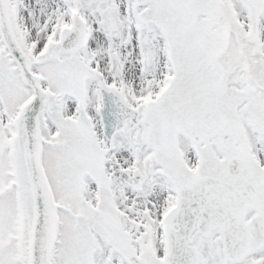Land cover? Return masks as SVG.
Segmentation results:
<instances>
[{
  "label": "snow or ice",
  "instance_id": "obj_1",
  "mask_svg": "<svg viewBox=\"0 0 264 264\" xmlns=\"http://www.w3.org/2000/svg\"><path fill=\"white\" fill-rule=\"evenodd\" d=\"M0 264H264V0H0Z\"/></svg>",
  "mask_w": 264,
  "mask_h": 264
}]
</instances>
